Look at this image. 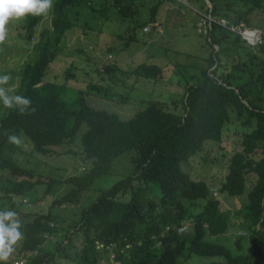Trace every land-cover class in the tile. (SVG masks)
<instances>
[{
    "label": "trees",
    "instance_id": "trees-1",
    "mask_svg": "<svg viewBox=\"0 0 264 264\" xmlns=\"http://www.w3.org/2000/svg\"><path fill=\"white\" fill-rule=\"evenodd\" d=\"M167 1L187 11L195 7L198 12L211 18L206 19L205 43L210 49L205 59L207 66L200 70L195 79L185 82L180 100L175 97L171 104L147 100L130 119L124 120L115 112L89 105L83 90H72L77 93L72 103L62 104L64 84L44 81L43 78L49 64L55 61L57 52L63 48L60 44L64 43L65 32L76 26V8L91 15L94 13L98 18H106L110 17L109 12L113 7L117 15L115 18L125 20L129 17L134 20L132 27H126L127 45L128 40L140 41L134 31L157 20L162 2L156 0L149 9V18L142 21L137 17L131 18L138 12L134 0H53L54 8L49 14L51 29L38 33L39 39L33 44L32 55L25 59L22 71L1 69L0 75L12 77L4 87L7 89L19 81L18 92L14 89L12 93L29 98L32 104L22 115L20 106L8 109L0 102V167H8L11 171L17 169L18 173L11 188L0 179V192L11 190L24 195L36 186L49 193L55 184L63 181L35 173L21 164L17 156L9 158L5 150L11 154L17 150L27 152L29 156L42 161L57 149L58 152L61 150L60 154H71V144H75L73 139L78 134V145L84 152V159L92 160V166L80 176L65 178L63 182L70 188L57 201L78 200L79 193L88 189L96 177L107 174L116 156L129 150H134L131 154H137L133 176L117 180L81 214L84 227L96 233L98 241L105 246L115 245L113 252L118 254L123 264H184L192 255L226 259L225 262L208 264H264V35L260 44L250 45L239 33L229 29L244 25L257 27L264 32V24L242 18L240 12L232 7L234 3H239L250 15L254 7L263 4V0H230V7L226 8L235 12L237 19L224 24L219 20L223 7L216 0H187L191 8L178 0ZM43 18L29 15L23 19L22 30L18 33L22 40L31 43ZM102 35L103 32L99 34L103 41ZM17 36L16 44L21 40ZM238 47L254 48L255 54L243 60ZM73 49L82 47L78 43ZM223 49L234 50L225 53ZM165 66L143 61L133 69L134 79L141 77L156 84V81L165 78L168 71ZM73 68L71 65L65 69L66 78H72ZM105 69L122 71L109 65ZM172 69L173 66L169 70ZM37 83H40L39 86L34 87ZM181 84V81L173 83L174 86ZM86 86L100 96L108 92L105 90L100 94L96 85ZM154 87L151 85L152 90ZM116 100L125 102L126 99ZM49 106L55 109L54 119L46 115ZM33 108L35 112H32ZM232 128L238 130L240 141L237 139L239 144H235L229 156L228 171L218 189L230 197H243L245 186L249 184L246 202L232 210L235 216L221 210L218 200L207 197L208 187L204 181L193 182L181 169V162L190 160L207 141L219 142L222 133ZM13 134L20 137L21 145L26 144L22 138H29L31 144L19 147L9 143L8 135ZM67 163L74 165L70 156ZM133 180L138 181L136 188L132 185ZM125 191H130L131 202L113 201L114 196ZM149 195L153 199L150 200ZM31 215L34 214L26 213L25 217ZM232 217L237 220L232 221ZM37 218L23 225L21 231L24 238L16 247L17 253L36 251L26 258L25 264L55 262V253L42 248L45 238L41 232L52 231L50 219L46 215ZM187 218L195 221L192 234L178 235L171 229L167 232L164 230L166 226L180 225ZM235 228L245 231L246 236L225 235ZM212 235L213 239L210 238ZM243 239L252 245V252H244L243 249L240 252ZM229 241L235 245L236 254H231L222 245ZM129 242L137 243L133 249L125 248ZM109 254L108 251L104 252L105 256ZM123 254H128V258H123ZM78 255L85 254L79 252ZM80 259V264L88 263L82 256Z\"/></svg>",
    "mask_w": 264,
    "mask_h": 264
},
{
    "label": "rangeland",
    "instance_id": "rangeland-1",
    "mask_svg": "<svg viewBox=\"0 0 264 264\" xmlns=\"http://www.w3.org/2000/svg\"><path fill=\"white\" fill-rule=\"evenodd\" d=\"M178 1L187 4V0ZM216 1L220 2L221 7H223L219 13L221 24L226 23L228 20L237 19L236 13L226 8L227 6L230 7V0ZM134 2L138 7V12L131 17H137L140 20L143 19L142 21L147 20L149 18V9L156 0H134ZM161 2L162 4L159 6L156 21L163 23V26H159V31L156 33L148 32L142 34L140 28L137 29L136 38L140 41L128 40L126 46H124V42L128 39L126 25L127 21H129V17H126L127 19L125 20L122 18H115L117 15L112 7L113 10L109 12L110 17L105 21L106 26H98L87 15L81 14L77 18L78 26L66 34L63 41L64 43L60 44L63 48L57 52L55 61L49 64L48 70L43 79L53 83L64 84V95L68 100H73L75 94H77L71 92L72 90H75L76 92L83 90L85 100L89 105L96 109H105L106 106L107 108L105 110L115 112L122 119L131 118L138 108L141 107L143 102L147 100H158L168 104H171L175 97L180 100L183 96V86L185 82L195 79V77L199 75L200 70L207 66L205 59L208 56L210 49L205 43V31L207 29L206 19L211 20V18L204 15L202 12H198L195 7L188 4V8L192 7V11H187L175 4H171L167 0ZM208 6H210V4H208ZM232 7L240 12L239 14H241L242 18H249L252 22L264 24V0L260 7H254L253 13L250 15L246 13L245 7L239 3H234ZM85 22L91 27H84L83 25ZM21 23H23V19L12 21L7 26V39L3 45H0V73L3 71L1 69L4 68L12 69L13 71H16L17 69L21 70L25 59H28L32 55L33 44L38 39V33L50 27L49 16L47 18L44 17L36 28L33 35L34 39L31 43H28L26 40H22L23 38L19 35V31L22 30ZM147 26L149 27V24H147ZM239 27H234V31L238 30ZM162 31L163 34H160ZM260 31L262 32V35H264L263 30ZM102 32L106 35L108 39L107 42L100 40L99 34ZM104 35H102L101 39L104 38ZM16 36L21 39L17 44ZM142 41H145L146 43H143ZM78 43L82 49H73ZM171 47L173 49H170ZM215 48H217V46H215ZM253 49L254 48L246 49L245 47L237 48L240 57L243 60L247 59L249 55L255 54V50ZM233 50L234 49H223V52L231 53ZM246 52L249 54H246ZM109 55L112 56L111 59L108 58ZM143 61L156 63L160 66L167 65L165 68L168 71L165 73V78L156 81V84H153L154 81L152 80H147L141 77L138 80H135L134 78L136 76L133 73V69ZM71 65L74 66L71 70L72 78H66L65 69ZM107 65L110 67L116 65L118 68L122 69V71L119 69L106 70L105 67ZM169 65L173 66L172 70H169L171 68ZM167 79L170 81H167ZM179 81L182 82L181 85H173V83L178 84ZM17 82L18 81H15L10 87L16 89ZM162 82L164 83L160 84ZM87 84L96 85L99 88L98 92L100 94L104 93L105 90L108 92H106L105 95L103 94L100 96L95 94V91L87 88ZM151 85L155 86L154 90L151 89ZM118 98L126 100L125 102L116 100ZM178 104L180 105L179 102ZM178 109H181V107H178ZM83 129L84 126L81 127V130ZM237 131L238 130L235 128L225 130L222 133L219 142L211 140L207 141L201 149L204 152L201 163L196 165L199 160V155L203 154L200 150L191 160H189V162L184 161L181 163L183 171L186 172L192 180H210L212 181L210 182L211 184H217L227 173L228 159L233 152L235 144H239L240 139H238ZM73 141L74 143H77L74 146L77 150L73 157L76 164L73 166H70L67 163V157L71 154L50 155V164L52 168L63 175V177L77 173L79 168L78 162L80 161L81 155L78 153V134L74 137ZM26 143H28L27 140ZM24 145L26 144H23V146ZM132 151L134 150H129L117 156L113 160L108 173L94 182L91 189L87 191L88 194L86 197H88V200L87 198L85 200H87L86 202L88 204L97 197L99 190L102 188L100 187V184H106L108 185L107 187H109L121 177L124 172V164L122 161L127 160V154ZM43 161L44 160L40 161L39 158H34L33 164L35 166L38 165L37 168L41 169L45 167ZM186 164H193L195 166L190 168L187 167ZM184 165L186 166L184 167ZM131 167L132 165L128 161V172L131 170ZM211 175L212 177L210 179ZM248 189L249 184H246L244 193L242 194L243 197H246ZM223 195L226 196V194ZM129 196V193H127V198H129ZM50 202L51 199L48 198V196H45L43 203L31 204L49 205ZM242 202L243 200L241 197H222L220 208L222 210L236 209L240 207ZM87 205H82V207ZM26 208L29 210L30 206L28 205ZM69 209L73 212L78 210V208L74 206ZM236 220V218H232V221ZM225 235H227V237H233L239 235V231L237 228L234 230L230 229ZM56 239L57 237L49 241L54 245L52 247L53 251L59 241H62L61 237H59L55 244L54 241ZM240 246H247L244 247V252H250L252 250L251 244L244 239L241 240ZM228 247H230V252L236 254L234 245L230 244ZM80 248L81 246H78V249L73 246L69 247V249L65 251L66 259L56 258L55 263L49 264H73L71 262L67 263L66 261L70 256L75 257L79 253ZM193 256L185 264H206L211 261L210 258H197L199 256ZM215 259L217 261H223L221 258Z\"/></svg>",
    "mask_w": 264,
    "mask_h": 264
},
{
    "label": "clouds",
    "instance_id": "clouds-1",
    "mask_svg": "<svg viewBox=\"0 0 264 264\" xmlns=\"http://www.w3.org/2000/svg\"><path fill=\"white\" fill-rule=\"evenodd\" d=\"M160 1H164V0H160ZM53 8H54L53 0H0V45H3L5 43L7 36H8L7 26L12 21L22 20V19L28 17L29 15H31L33 17L44 16L45 18H47ZM76 10H77V14H76L77 17L75 18V21H76L75 27L78 26L77 18L81 14L87 15L98 26H100V25L106 26L105 21L108 20V17L98 18V17H96V15L94 13H93V15H91L89 13L82 12L80 9L78 10V8H76ZM133 23H134V20H131L129 18V21H127L126 27H128V26H129V28L132 27L134 25ZM158 23L159 22H157V21H154L153 23H149V27L147 25H144V26L140 27V32L142 34H146L148 32L156 33L159 31V26H161L160 23L159 24ZM83 26L89 27V28L91 27L86 22ZM243 27L256 28V27H247V26L241 27L240 26L238 28V30H236V32L239 33L238 32L239 29L241 30ZM74 28H72L71 30H73ZM232 28L230 27L229 29L234 30V27H232ZM49 29H51V26L47 29H44L43 31H46ZM71 30H68L65 32V37H66V34L68 32H70ZM134 32H135L134 34L136 35V31H134ZM205 33H206V31H205ZM160 34H163V31ZM103 35H104V33H103ZM65 37L63 38V40L65 39ZM240 37H241V35H240ZM38 39H37V41H38ZM107 41H108V39H107L106 35H104L103 42H107ZM125 43H126V41L124 42V46H126ZM108 49H113V48H108ZM108 58L111 59L112 56L109 55ZM114 66L117 67L116 65H114ZM112 70H115V69H112ZM21 71H20V76H21ZM11 79H12V77L10 75H0V102H2L4 107L8 108V109H15L16 106H20V114L23 115L25 113V109L32 104V101L29 98H26L24 96L13 94L14 93L13 87H9L7 89L4 87L5 85L9 84V81ZM43 80L47 81L45 79H43ZM39 84L40 83L35 84L34 87L39 86ZM18 87H19V81L17 82L15 92H18ZM9 92H13L12 93L13 95H9L8 94ZM71 101H73V100H68L64 95L63 100L60 102L62 104H64V103H72ZM106 108L107 107L105 106V109ZM35 111H36V109L33 108L32 112H35ZM46 115L50 116L51 119L56 118L55 109L52 108L51 106H49V111L47 112ZM0 117H1V115H0ZM124 120H128V119H124ZM22 140H23V143H26V140H27L28 143H26V144H28V145L31 144L30 143L31 140L29 138L28 139L22 138ZM8 142L12 143L16 146H19V147L23 146V145H21L22 141H21L20 137L17 135H14V134L8 135ZM76 144L77 143L71 144L70 158L73 162H74L73 157L75 156V152L77 150L74 147ZM18 151L19 150H17V152H15V154H11L10 152H7L5 150V152L9 156V158H12V157L16 158V156H17V160L21 164H24L27 168L33 169L35 171V173H40L43 176L46 175V176H50V177H54V178H60V179H63V181L65 178L70 176V175H68L66 177H63V175H61L60 173H58V171L53 169L51 164H50V160H51L50 155H60L61 150L58 152V149H57L54 152H52L50 155L46 156V159L43 161V164L45 167L41 168V169L37 168L38 165L35 166L33 164V159L36 158L35 156H29V154L27 152H18ZM78 153H80V155H81L80 161L78 162L79 168H78L77 173H73L71 175L80 176V175L86 173L89 170V168L92 166V160H88L87 158L84 159V152H83V150L81 151L80 147L78 149ZM201 153H203V154L199 155V160L196 163V165L200 164L202 161V156L204 155V152L201 150ZM127 155H128L127 160L132 165L131 170L128 172V170H129L128 169V161L123 160L122 163L124 164V172L121 175V177L118 178V180L123 179L127 176H133V174L135 172L134 167H135V159L137 157V154L128 153ZM194 156H192L190 158V160ZM188 162H189V160H188ZM74 164H76V163L74 162ZM111 165H112V163L110 164V167H111ZM186 165H184V167ZM194 166L195 165H193V164L187 165V167H190V168H192ZM110 167H109V169H110ZM109 169L107 171H109ZM212 175L210 176V179H211ZM17 176H18L17 169H13L11 171V170H8V167L7 168L0 167V179L2 180V183L5 186L11 188L13 186V184L15 183V181L17 180ZM101 176H103V175L96 177L92 181V183L88 189L81 191L78 195L79 196L78 200H76L74 202L57 201L70 188V185H68L67 183H65L63 181L58 183V184H55L51 188L49 193H44V188L40 189L36 186H34L32 190H30L29 192H26L24 195H19L16 192L11 191V190L5 191V192H0V264H25L26 258L28 256L36 253V251H26V252H22V253L21 252L17 253L16 247L18 246L19 242H22V240L24 238V233L21 231L23 225L26 222H28V223L32 222V219L36 216L38 217L37 219H39L41 217H44L45 215L50 219L49 227L52 229V231L50 233H48L47 231L41 232L43 237L45 238V243L42 245V248L45 250H49V251L54 252L55 253V259L56 258L66 259V252L65 251L68 250L69 247L73 246V247H76V249H78V246H81V248L79 249V252H83L85 255H78L77 254L75 257L70 256L66 261L67 263L71 262L73 264H80L81 263L80 258L82 256V258L88 260L87 264H123L121 259L117 257L118 254H115L113 252V248L115 247V245L110 244L108 246H105L102 242H100L96 239L97 234L94 233L92 230H90V232H89L84 227L83 221H81L82 220L81 214L84 212V209L89 207L92 203H94L104 191H106L110 187H112L117 181L116 180L109 187H107L108 185H106V184H100V187H102V188L99 190L97 197L88 204L86 202L88 200V197H86V195L88 194L87 191H89L91 189L94 182L98 178H100ZM222 179L217 184H215V183L211 184L210 182H212V181H210V180H207V181L201 180V181H204L208 187V189H207L208 196L207 197L218 200L219 204H221L222 197H227V195L226 196L223 195L226 193H220L219 189H218V185L222 181ZM192 181L197 182L199 180H192ZM137 182H138L137 180H133L132 185L134 186V188H136L139 185ZM104 187H107V188H104ZM153 191H155V190L153 189ZM127 193H129V195H130L129 198H127ZM142 195H145V194L142 193ZM45 196H48V198L51 199V202L49 205H32V204H36V203H43ZM228 197H230V196H228ZM86 198H87V200H85ZM130 198H131L130 191H127V192L125 191L124 193H119L116 196H114L113 201L120 202V203H129V202H131ZM230 198H238V197H230ZM149 199L150 200L153 199V196L149 195ZM241 199L243 200V202L240 205V207L243 205V203L246 200L245 197H241ZM28 205L30 206L29 210H27V208H26ZM82 205H87V206L82 207ZM72 206L78 208V210L73 212L71 209H69V208H72ZM80 208H81V210L79 211ZM238 208H236V209H238ZM197 210H199V209H197ZM232 210H234V209H232ZM232 210L226 209L224 211L230 212V216H235L234 211H232ZM26 213H30V214H34V215H31L29 217L28 216L25 217ZM232 218H235V217H232ZM238 220L241 221L240 219H238ZM194 223H195V221L193 218H187V219H184L180 223V225H178V226L174 225L172 227L166 226L164 228V230L167 232L171 229L173 231H176V233L178 235H189V234H192L194 231ZM205 228L208 229V227L206 225H205ZM238 231H239L240 236H243V237L246 236L245 231H242V229H239ZM55 237H57V239L54 241L55 244L58 241L59 237H61L62 241H59V243L54 247L55 250L53 251L52 247L54 245H52L49 241ZM210 238L213 239L214 236L212 235V236H210ZM136 243L137 242L132 244L129 242L128 244L125 245V248L133 249L135 247ZM158 244H156V246H158ZM230 244L234 245L232 241L224 242V244H222V245L224 247H226L230 252V247H228V245H230ZM140 245H141V243H140ZM244 247H247V246H244ZM244 247H241L240 252L242 251V249L243 250L245 249ZM89 250H91V251H89ZM105 251H108L110 254L105 256L104 255ZM134 251H135V249L132 252L134 253ZM250 252H252V250ZM86 253H90V254H86ZM230 253L233 254L232 252H230ZM236 253H237V250H236ZM98 254H100L99 257H93V256L98 255ZM11 256H12V258H10ZM196 256L197 255H194L193 257H196ZM122 257L126 259V257L128 258V254H123ZM191 257H190V259H191ZM197 258H210L211 261L209 263H211V262H225L226 261V259L224 257H220V256H210V257L199 256ZM215 258H221V259H223V261H217ZM190 259H188V260H190ZM187 261H185L184 264ZM51 263H55V262H51ZM206 264H208V263H206Z\"/></svg>",
    "mask_w": 264,
    "mask_h": 264
},
{
    "label": "built area",
    "instance_id": "built-area-1",
    "mask_svg": "<svg viewBox=\"0 0 264 264\" xmlns=\"http://www.w3.org/2000/svg\"><path fill=\"white\" fill-rule=\"evenodd\" d=\"M238 32L250 45L260 44L262 42V32L260 29L243 27Z\"/></svg>",
    "mask_w": 264,
    "mask_h": 264
}]
</instances>
